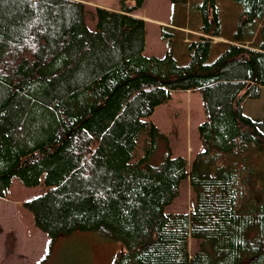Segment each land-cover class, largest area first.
I'll return each mask as SVG.
<instances>
[{
    "label": "trees",
    "instance_id": "trees-1",
    "mask_svg": "<svg viewBox=\"0 0 264 264\" xmlns=\"http://www.w3.org/2000/svg\"><path fill=\"white\" fill-rule=\"evenodd\" d=\"M144 1L95 6L91 29L83 0H0V197L42 184L24 206L50 245L100 230L122 245L112 264H264V119L244 111L264 86V0H233L228 27L218 0H171L163 56L144 53ZM177 89L202 94L203 150L152 165L165 135L145 117ZM184 180L191 210L166 212Z\"/></svg>",
    "mask_w": 264,
    "mask_h": 264
},
{
    "label": "rangeland",
    "instance_id": "rangeland-1",
    "mask_svg": "<svg viewBox=\"0 0 264 264\" xmlns=\"http://www.w3.org/2000/svg\"><path fill=\"white\" fill-rule=\"evenodd\" d=\"M84 2L88 5L86 22L91 29L96 27L95 6L103 5L112 9L122 7V0ZM218 2L225 25H235L242 11L241 6L233 0ZM134 3L135 0H128V5ZM173 9L171 0H145L142 7L134 12L149 19L146 23L144 50L147 56H163L167 53L168 44L161 37L160 24L155 22H169L173 17L180 18V7ZM197 21L196 17L192 19V23L197 24ZM257 29L255 24L248 27L249 33L255 31L253 38H256ZM213 38L217 41L227 40L220 36ZM244 111L255 120L264 119V86L259 97L245 100ZM145 119L153 121L165 135L159 139L158 147L150 159L152 165H160L169 152L172 156H185L191 162L197 153L203 150L199 125L204 121L205 113L200 90H172L170 99L157 105L154 112ZM144 137L145 135L139 140L138 154L144 151ZM42 191V184L26 186L19 177H15L9 189V198L0 197V264H112L122 245L100 230H77L70 234H60L50 245L48 235L34 225L31 213L24 206L26 200L41 194ZM192 203L191 186L188 180H184L180 185L179 194L166 206L165 211L189 212ZM200 241L193 238L190 240L191 251L198 248Z\"/></svg>",
    "mask_w": 264,
    "mask_h": 264
},
{
    "label": "crops",
    "instance_id": "crops-1",
    "mask_svg": "<svg viewBox=\"0 0 264 264\" xmlns=\"http://www.w3.org/2000/svg\"><path fill=\"white\" fill-rule=\"evenodd\" d=\"M84 1V0H83ZM101 5V4H100ZM103 6V5H102ZM138 16H140V17H143V18H145L146 20L148 19L147 17H145V16H142V15H138ZM149 21V19L146 21V23ZM151 21H153V20H151ZM155 22V21H154ZM156 24H164V25H169V22H165V21H158V22H155ZM187 31L189 30L188 28H185ZM10 231V230H9Z\"/></svg>",
    "mask_w": 264,
    "mask_h": 264
}]
</instances>
